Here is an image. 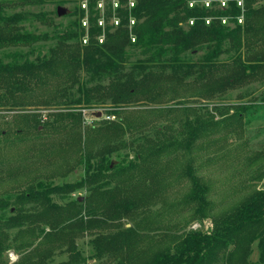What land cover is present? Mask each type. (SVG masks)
<instances>
[{"label": "trees", "instance_id": "1", "mask_svg": "<svg viewBox=\"0 0 264 264\" xmlns=\"http://www.w3.org/2000/svg\"><path fill=\"white\" fill-rule=\"evenodd\" d=\"M101 1L108 4L101 15L93 11L100 0L85 1L89 11L86 26L79 23L78 29L63 30L48 55L17 62L0 60V107L92 101H109L115 106L138 99L152 101L171 86L182 84L195 85L194 95L208 99L236 86L264 82V0H210L207 5V0H132L131 7L128 0H116L115 8L111 0ZM8 4L0 0V46L29 45L38 40L40 37L22 31L17 24L21 14L5 13ZM113 19L117 23L111 29L108 22ZM128 45L138 48L144 57L127 64ZM201 50L198 58L189 56ZM222 52H230L229 59L218 60ZM235 115L241 119L240 109ZM39 116L36 112L20 114L14 134L21 135L22 126L34 134L45 129L62 133L66 147L75 145L74 163L81 165L83 174L76 181L54 184L51 179H37L14 195L0 198V264H6L3 254L9 248L25 250V257L38 256L49 254V249L40 251L39 247L52 241L69 254L56 264H85L76 247V238L83 234L91 236L89 258L99 264L103 260L104 264H246L253 243L255 263L264 264V188L246 194L229 210L211 215L209 228L170 234L162 223L153 227L135 222L149 211L163 179L171 173L167 167L170 154L180 152L187 161L192 157V145L218 123L209 114L183 115L180 130L166 132L156 126L153 138L144 137L132 147L133 158L117 160L112 154L133 144L124 137L133 135L140 123H130L122 116L119 121L104 120L84 132L82 141L79 112L52 111L45 122ZM5 133L4 128L0 130L1 136ZM96 143L98 148H94ZM53 148L51 154L64 150L63 146ZM182 167L191 184L183 200L194 207L191 217L202 219L211 208L205 195L207 186L191 163ZM66 172L62 170L60 175ZM105 180L111 185L102 186ZM78 189L85 190L81 199L78 195L62 202L55 199ZM122 220L133 222V226H121ZM156 228L161 229L157 232ZM22 234L27 235L26 241L15 242ZM35 241L40 242L38 248ZM147 249L151 250L146 255ZM44 261L40 257L37 264ZM34 263L23 260L17 264Z\"/></svg>", "mask_w": 264, "mask_h": 264}, {"label": "rangeland", "instance_id": "2", "mask_svg": "<svg viewBox=\"0 0 264 264\" xmlns=\"http://www.w3.org/2000/svg\"><path fill=\"white\" fill-rule=\"evenodd\" d=\"M85 1L6 0L10 4L5 6V13L17 12L21 14V18L17 20L21 30L31 35L35 34L40 38L29 45L0 46V60L2 62H17L48 55L50 48L56 44L57 35L63 30L66 28L78 29L79 23L82 27L86 26L85 17L89 11ZM128 1L131 7L133 1ZM209 1H205L204 4L207 5ZM111 2L112 8H115L116 0H111ZM223 4L224 1H221L220 5ZM107 6V3L100 0L93 11L94 13L97 11V14L101 15L103 8ZM58 7L63 10L62 14L57 13ZM240 20L238 19V22H241ZM101 21L102 19L99 20V23ZM133 21L130 20L129 28L133 25ZM116 23L117 20L113 19L108 22V25L113 29ZM229 26H233V23L230 22ZM133 41L134 37H131L130 42L133 43ZM81 43H85V39ZM125 49L127 64L144 57V54L135 46L128 45ZM202 52L201 50L193 54L189 53V56L196 59ZM230 55V52H222L218 56V60L225 61L229 59ZM156 69L159 68L156 67ZM194 86L193 84L190 86L191 88L183 84L171 86L166 92L156 95L152 101L138 99L133 102H118L115 106L109 101L80 102L68 105L51 104L49 106H1L0 130L4 128L6 133L2 136L0 134V198L14 195L27 183L36 182L37 179H43L46 182L51 179L54 184L76 181L83 174L81 165L74 163L75 145L66 147V137L62 133H51L45 129L40 134H34L32 131L27 132L21 125V135L18 136L17 132L14 134L15 128L20 124L19 115L22 113L36 112L40 115V121L45 122L49 119V113L52 111L79 112L82 120V141L85 140L84 132L90 131L91 127L96 128L104 120L119 121L118 117L122 116V119L130 123H140L133 135L124 137L127 143L132 142L133 144H127L120 148L118 153L112 154V159L117 160L124 156L133 158L132 147L136 143H142L144 137L153 138L155 136L153 129L156 126L166 132H170V128L180 130L179 123L184 118L183 115L192 118L194 113L198 112L202 116L209 114L212 121L218 122L210 130L204 131L201 138L192 145L190 151L192 157L187 159L194 167L201 182L207 186L205 195L211 207L208 216L202 219L191 217L194 207L183 200L191 185L189 178L182 173L184 168L182 166L187 163L186 157L181 156L180 152L178 155L172 152L167 161V167L171 173L163 179L162 184L159 182L161 184L160 191L155 202L150 205L149 211L139 216L135 222L140 221L139 225H145L147 222L153 227L162 223L170 230V234L182 230L209 228L212 221L211 215L216 216L222 211L229 210L239 203L246 194L257 188H264V82L254 81L249 85L236 86L226 90L218 97L208 99L194 95ZM236 109H240L241 119L235 115ZM109 110L120 112L119 116L109 114L107 112ZM157 113L159 114L156 115ZM39 127L41 128V126ZM62 146L64 150L50 153L53 147L60 148ZM99 146V143H96L94 148ZM165 156L163 155L161 160L165 161ZM65 169L67 171L65 175H60L61 171ZM177 170L178 172H176ZM106 181L101 183L102 186L111 185L110 181ZM84 194V189H78L71 194H64L60 200L55 199L57 202H62L77 195L81 199ZM9 210L10 207L7 206L5 212L8 213ZM122 225L133 226V222L122 220ZM161 228H156L157 232ZM14 232L15 229L11 230L9 235L11 236ZM26 236V234L18 236L15 238V242H25ZM90 238L91 236L88 234L79 236L76 238V247L84 257L85 264H99L97 259L89 258L92 252ZM145 241L147 242L146 236L144 237ZM35 244L38 248L40 242L35 241ZM42 248L49 249V254L43 252L42 256H37L33 253L31 256L26 255L25 257L23 256L25 250L17 252V250L9 248L3 254L4 262L17 264L24 260L37 264L38 259L44 257L45 264H56L69 257L65 248L54 246L53 241L52 244H41L39 250L42 251ZM252 249L249 262L246 264H260L255 263L257 256L255 243L252 244ZM150 250L147 249L145 254H149ZM104 262L103 260V264ZM107 264H111V262Z\"/></svg>", "mask_w": 264, "mask_h": 264}, {"label": "water", "instance_id": "3", "mask_svg": "<svg viewBox=\"0 0 264 264\" xmlns=\"http://www.w3.org/2000/svg\"><path fill=\"white\" fill-rule=\"evenodd\" d=\"M57 13H58V14H62V13H63V10H62L60 7H58V8H57Z\"/></svg>", "mask_w": 264, "mask_h": 264}]
</instances>
